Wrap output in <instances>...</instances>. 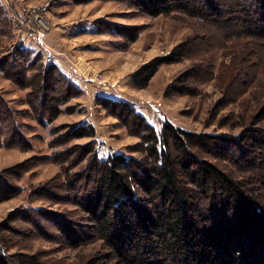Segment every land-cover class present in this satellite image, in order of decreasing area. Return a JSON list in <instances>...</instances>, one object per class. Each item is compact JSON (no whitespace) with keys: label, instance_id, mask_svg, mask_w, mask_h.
I'll return each instance as SVG.
<instances>
[{"label":"rangeland","instance_id":"374dc122","mask_svg":"<svg viewBox=\"0 0 264 264\" xmlns=\"http://www.w3.org/2000/svg\"><path fill=\"white\" fill-rule=\"evenodd\" d=\"M134 1L0 0V67L26 58L28 64L21 86L0 68V110L19 133H0V248L6 255L34 256L38 264H119L69 194L86 190L91 180L80 146H94L99 158L141 156L132 151L140 129L125 125L106 98L129 103L156 130L170 122L219 136L209 158L256 175L264 152V43L238 38V9L225 26L233 0H193L207 10L216 2L221 13L205 21L176 12L148 15ZM174 52H183L182 59L162 63L143 85L149 65ZM51 65L66 79L43 83L40 76L35 88L38 72ZM190 71L198 77L184 81ZM67 82L75 89L44 122L48 99ZM73 126L91 127L95 135L75 137ZM0 128L9 127L0 121ZM262 178L256 186L264 185ZM62 221L68 223L64 234Z\"/></svg>","mask_w":264,"mask_h":264},{"label":"trees","instance_id":"16d2710c","mask_svg":"<svg viewBox=\"0 0 264 264\" xmlns=\"http://www.w3.org/2000/svg\"><path fill=\"white\" fill-rule=\"evenodd\" d=\"M192 1L135 0L134 4L152 16L176 12L205 21L207 16L221 13L215 8L216 2L207 10ZM255 4L252 9L241 0L227 3L232 15L224 22L228 26L233 15L241 12L242 22L238 25L242 29L236 35L238 38L246 35L262 43L259 46L262 47L264 0H256ZM17 51L31 52L22 46ZM182 57L183 52H174L149 65L141 78L142 84H147L159 65ZM26 59L7 68L5 64L0 67L20 86L27 81ZM192 74L193 71L186 72L184 81L198 77ZM40 76L43 83L60 80L59 76L66 79L51 65L38 72L35 88L39 87L36 81ZM71 88L75 86L67 82L63 93L48 99L42 115L44 122L60 112L59 105ZM104 100L118 111L125 125L140 129V142L132 151L141 156L115 153L99 158L94 146H80L78 154L83 159L87 157L84 168L88 174L91 172V180L86 190L70 189L69 194L108 249L107 256L114 257L119 264H264V185L256 186L259 174L264 176V152L256 175H251L254 174L251 171L241 175L209 158L219 136L185 131L170 122H164L156 130L129 103ZM42 101L39 99V104ZM0 121L5 128L9 127L5 131L0 128V133L19 136L6 110H0ZM247 131L251 137L256 134L254 130ZM71 132H75V137L95 135L88 126H73ZM261 181L264 184L263 178ZM67 225L61 222L63 234ZM0 264H38V261L34 256L6 255L0 248Z\"/></svg>","mask_w":264,"mask_h":264}]
</instances>
